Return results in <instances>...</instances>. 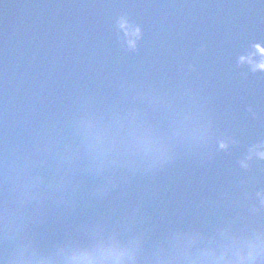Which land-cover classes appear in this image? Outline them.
Wrapping results in <instances>:
<instances>
[{"label": "water", "instance_id": "1", "mask_svg": "<svg viewBox=\"0 0 264 264\" xmlns=\"http://www.w3.org/2000/svg\"><path fill=\"white\" fill-rule=\"evenodd\" d=\"M0 264H264V0H0Z\"/></svg>", "mask_w": 264, "mask_h": 264}]
</instances>
